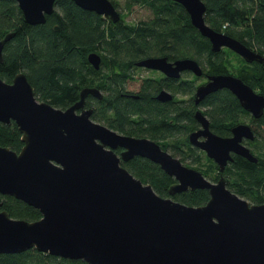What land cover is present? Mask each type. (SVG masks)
<instances>
[{
    "label": "water",
    "instance_id": "1",
    "mask_svg": "<svg viewBox=\"0 0 264 264\" xmlns=\"http://www.w3.org/2000/svg\"><path fill=\"white\" fill-rule=\"evenodd\" d=\"M15 1L25 20L36 25L46 22L56 0ZM74 1L113 22L121 18L111 0ZM173 1L185 7L192 24L211 41L213 52L226 46L249 62L264 60L237 38L212 28L205 20L203 0ZM13 35L0 38V62L4 44ZM88 60L99 68L102 58L91 52ZM138 64L172 76L185 69L203 74L193 58L179 59L175 66L165 57L145 58ZM222 88L235 93L256 117L262 115L264 95L229 74L210 76L199 86L197 102ZM89 93L102 97L99 89L87 87L79 101L61 109L39 101L24 72L10 83L0 78V122H14L24 143L18 152L0 146V254L36 249L88 264H264V203L252 204L230 190L224 176L212 182L151 139L121 135L93 121L91 110L77 113ZM195 117L203 127L191 133L190 141L205 150L221 172L234 161L233 154L259 160L242 143L243 138L255 139L251 127L237 125L231 137H222L210 130L201 111ZM118 147L124 149L120 155L115 152ZM135 156L175 177L171 195L200 188L209 191L210 199L192 206L159 195L122 165ZM5 195L38 209L41 218L10 217L1 209Z\"/></svg>",
    "mask_w": 264,
    "mask_h": 264
},
{
    "label": "trees",
    "instance_id": "2",
    "mask_svg": "<svg viewBox=\"0 0 264 264\" xmlns=\"http://www.w3.org/2000/svg\"><path fill=\"white\" fill-rule=\"evenodd\" d=\"M111 1L120 7L117 0ZM203 1L207 6L205 20L212 28L217 31L225 30L233 36L239 32L242 41L264 49V0ZM135 5L150 8L153 17L137 23H128L124 18L117 23L107 22L96 12L77 6L73 0H57L55 10L47 17L46 22L33 25L25 20L15 0H0V38L6 33H14L3 49L0 78L10 81L14 74L21 71L26 73L35 88L36 96L59 108L78 98V71L83 68L82 61L85 60L89 65L87 54L92 50H107L105 59L111 58V61L112 58L125 55L138 59L168 54L172 57H193L206 63L209 57L214 55L210 40L192 24L189 13L178 2L126 0L125 9L131 10ZM91 69L89 66L90 72H94ZM224 70L222 69V72ZM261 75L264 76V65L257 64L253 76ZM88 76L89 82L91 76ZM262 88L264 89V83ZM110 90L111 94L104 99L101 107V114L106 123L113 115L107 110L115 106L122 127H139L148 131L147 134L155 139L160 138V133L174 130L170 125L163 130L161 123L167 116L158 112L160 105L149 100L130 99L126 102L117 96L116 85ZM203 105L209 110L212 109L214 117L223 122L229 117L234 121L233 116L240 107L237 98L226 90L208 96ZM137 114L143 118L139 126L129 121V118ZM99 117L94 115L95 119ZM184 119L190 122L184 126L186 133L193 117L189 114L184 116ZM261 122L263 126L264 116ZM21 137L22 133L14 122H0V146H7L18 152L24 145ZM258 138H264V127L259 128L258 136L251 142L253 154L259 160L251 162L235 155V160L227 167L226 172L229 176L228 188L239 195L249 197L253 204L264 203V141ZM200 158L201 156L198 161ZM122 164L135 177L151 184L159 195L170 197L169 189L175 179L165 173L158 164L142 157H135ZM215 168H218L216 164ZM205 175L209 176V173L205 172ZM213 179L217 180L219 177ZM172 198L188 205L201 206L208 202L210 194L206 189L197 188L173 195ZM2 200L1 209L10 217L35 221L42 216L38 209L13 196L5 195ZM0 264L88 263L29 249L17 254H0Z\"/></svg>",
    "mask_w": 264,
    "mask_h": 264
},
{
    "label": "flooded vegetation",
    "instance_id": "3",
    "mask_svg": "<svg viewBox=\"0 0 264 264\" xmlns=\"http://www.w3.org/2000/svg\"><path fill=\"white\" fill-rule=\"evenodd\" d=\"M56 1H55V7H56ZM115 6L117 7L118 11L121 14L120 19L124 18L125 17L124 13L120 9V7H118L116 4ZM48 16L49 15H47V17ZM101 17L105 19L107 22H113L110 19L104 18L102 15ZM113 23H117V22H113ZM219 32L227 34L225 30H222ZM227 35H230V34H227ZM230 36L237 38L238 40L243 42L245 45H247L251 50L259 53L264 58V49L255 47L254 45L250 46L249 44H247V42L242 41L240 38L242 36L239 34V32L236 36H233V35H230ZM246 39L247 38H245V40ZM5 44H4V47H5ZM3 49H2V60H3ZM91 52H97L101 55L102 61H101L99 68H95L94 65H92L89 62L88 55ZM107 52H108L107 50L99 49V50H92L87 54V63L89 65L86 64L85 60L82 61L81 63L83 65V68H81V70L78 71V75H77L78 81L76 83V89L78 93V98L76 100H73L67 103V105H65L64 107H59V108L67 109L73 106L77 101L80 100L81 92L84 88H87V87L97 88L99 89L102 97H98L92 93H89L85 97L83 107L76 109L77 113H81L83 110H91V119L93 121L100 123L102 125H105L109 129L121 135L151 139L157 142L162 147L163 150L170 153L173 157L178 158L184 165L188 167H191V166L185 161L192 159V161L197 163L196 161H198V158L200 156H205L208 159H211L212 162H215L212 158L208 156L205 150L193 145L190 141L191 133L199 131L203 127L202 123L198 121L197 118L195 117V114L197 111H201L203 115L209 120L210 130L213 133L219 136H222V137H231L233 135L232 129L237 125L244 124V125H248L249 127H251V129L255 133V139H256L259 133V128L264 127V125L262 126V122H261V119L264 116V109H263L262 115L259 117H256L252 112L248 111L247 109L243 107L237 95L233 93L229 88L218 89L217 91L208 94L204 99L200 100L199 102H197L196 100V94H197V90L199 86L206 84L207 82H209L210 76L217 75V74H229V75H233L234 77H238L242 79L247 85H249L253 89V91H255V93L264 95V89L262 88V84L264 83L263 81L264 76L263 75L253 76L254 69L257 68V64H260L263 66L264 60L263 61L254 60V61L249 62L245 60L240 54H238L237 52H235L234 50L226 46L222 47L221 50L218 52L212 51L214 55L212 57H209L206 64L198 61L197 59L193 57H172L171 55H168V54H157V55L147 56V57L138 58V59L125 55L124 57L112 58V61H111V58H106L107 60L105 59V55L108 54ZM227 54H231L235 56L237 59L238 58L241 59L244 65L242 67L243 73L238 72L236 74V73L229 72L227 70H224V72H222V70L216 71L217 69L220 68L222 64L224 65L225 62L227 61L225 60L227 59L226 58ZM149 57H161V58L165 57L167 62L172 63L174 66H175V62L179 59L193 58L197 60L198 63L201 65L203 69V74L197 75L194 71L190 69H185L179 72L178 76H172V75H169L166 71H163L161 69L149 68V67L138 64V62H140L141 60L145 58H149ZM218 59H219V62H217ZM214 65H219V68L214 67ZM89 66L92 67L91 70H93L94 72H90ZM212 68L214 70H212ZM16 74H14V76ZM87 76L88 77L91 76L89 82L87 81ZM12 79L10 81H6L4 79L3 80L10 83L12 82ZM136 80L138 81V88L134 90L133 85L136 82ZM108 81H111V82H108ZM115 85L117 87V93H116L117 96H119L120 98H123V100L126 102L130 99L137 100V101L138 100H149L153 104L160 105L158 112L160 114L163 113L167 116L166 120L163 121V123H161V125L163 126V130L165 129L166 126H169V125H170L169 127L173 126L174 130L166 132V133H160L161 135L160 138L155 139L149 134H147L148 131L141 130L139 129V127H136L135 129L133 128L128 129L126 128V126L122 127V123L120 122L119 117L116 114L117 111H116L115 106H112V108L107 110L109 111L108 113H113V115L110 117L109 122L106 123L104 119L105 117L102 116L101 114L102 113L101 107H102V103L104 99H106V97L111 94L110 89L112 87L114 88ZM223 90H226L232 93L240 103L238 112L235 113L233 116L235 118L234 121H231L229 119L230 117L227 118V120L224 122L221 119L219 120L218 118L214 117V111H212V109L209 110V108H206L203 105L208 96L214 93H219ZM162 93H164V95ZM35 95H36V92H35ZM161 95L165 97V99H160L159 97ZM36 97L39 101H46L44 99H39L38 96ZM97 114L100 117L98 119H95L94 115L98 116ZM189 114L193 117V121L191 123V126L185 133L184 126L185 124L190 123V122L188 119H184V116L187 117V115ZM99 119H102V120H99ZM129 121L134 123L136 126H139L140 124L139 122L140 121L142 122L143 118H142V115L137 114L136 116L129 118ZM145 125L147 124L145 123ZM204 138H205L204 136L199 137L200 140H204ZM255 139L252 140V139L243 138L242 143L248 146L252 151L251 142H254ZM258 139L264 141V138H258ZM123 150H124L123 148L118 147L115 149V152L118 155H120ZM235 155L236 154H233L234 160H235ZM135 157H141V156H135ZM142 158H145V157H142ZM123 162H126V161H122V163ZM231 163L232 162H230L227 165V167H229ZM227 167L222 172L219 170L220 177L224 176L226 179L229 177L226 173ZM191 168L199 170L203 173V175H205V172L198 169L197 166L196 167L192 166ZM205 177H208V176L205 175ZM173 178L175 179V177ZM217 181L218 179L212 182H217ZM176 183H177V180L175 179V183L173 185H175ZM227 186H228V179H227ZM172 196L173 195L170 194V197ZM2 199H3V196H2Z\"/></svg>",
    "mask_w": 264,
    "mask_h": 264
},
{
    "label": "rangeland",
    "instance_id": "4",
    "mask_svg": "<svg viewBox=\"0 0 264 264\" xmlns=\"http://www.w3.org/2000/svg\"><path fill=\"white\" fill-rule=\"evenodd\" d=\"M117 1L120 4V9L124 13L125 20L128 23H137V22H139L141 20H148V19H150V18L153 17L152 10L150 8L146 7V6L135 5L131 10H127V9H125V2H126V0H117ZM226 58L227 59H225V60H227V61L225 62L224 65L222 64L220 66V68H219V65H214V67H218L220 70L226 69L227 71L232 72V73H236V74L238 72L243 73L242 67L244 65H243V63H242V61H241L240 58L237 59L235 56H233L231 54H227ZM213 68H212V70H214ZM133 87H134L133 88L134 90H136L138 88V81L137 80L134 83ZM185 162L188 163L191 167L192 166L193 167H196L197 166L198 169L202 170L203 172H208L209 173V176L207 178L210 179V180H212V181H214L213 177L216 178L218 176L220 178V176H219V169L218 168L217 169L215 168V164L216 163L210 161L205 156H201L200 161H196L197 163H195L194 161H192V159H189V160H187ZM227 179H229V177ZM239 196L243 197L244 199L248 200L250 203L253 204V201L249 197L242 196V195H239Z\"/></svg>",
    "mask_w": 264,
    "mask_h": 264
}]
</instances>
